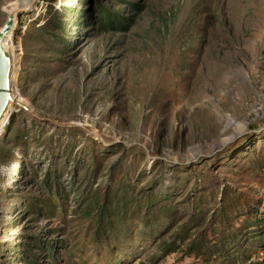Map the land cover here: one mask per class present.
<instances>
[{
    "label": "rangeland",
    "instance_id": "1",
    "mask_svg": "<svg viewBox=\"0 0 264 264\" xmlns=\"http://www.w3.org/2000/svg\"><path fill=\"white\" fill-rule=\"evenodd\" d=\"M20 10L0 264H250L264 0H0V28Z\"/></svg>",
    "mask_w": 264,
    "mask_h": 264
},
{
    "label": "water",
    "instance_id": "2",
    "mask_svg": "<svg viewBox=\"0 0 264 264\" xmlns=\"http://www.w3.org/2000/svg\"><path fill=\"white\" fill-rule=\"evenodd\" d=\"M21 11L23 10L14 14H8L5 23L0 28V122L3 116L9 112V107L12 104L18 105L23 110L29 112L28 107L21 102H17L16 96L11 92L13 62L10 53L3 47L5 36L12 33L15 18L18 17Z\"/></svg>",
    "mask_w": 264,
    "mask_h": 264
},
{
    "label": "trees",
    "instance_id": "3",
    "mask_svg": "<svg viewBox=\"0 0 264 264\" xmlns=\"http://www.w3.org/2000/svg\"><path fill=\"white\" fill-rule=\"evenodd\" d=\"M251 227L254 229V233L250 234V245H252V247L254 246L255 248H257V251L254 252L253 255H255V258L251 260V256L248 257V263H252V264H264V222H258L255 224H252ZM238 232H240L238 234H235L232 239H231V243L232 246H234L235 248H239L242 244H243V240H241V238H243V235L245 234L244 232H242V229L239 230ZM234 234V233H233ZM248 239V240H249ZM258 254H262L261 257H257Z\"/></svg>",
    "mask_w": 264,
    "mask_h": 264
},
{
    "label": "built area",
    "instance_id": "4",
    "mask_svg": "<svg viewBox=\"0 0 264 264\" xmlns=\"http://www.w3.org/2000/svg\"><path fill=\"white\" fill-rule=\"evenodd\" d=\"M263 207H264V201H263V205H262ZM261 256H262V254H260Z\"/></svg>",
    "mask_w": 264,
    "mask_h": 264
}]
</instances>
